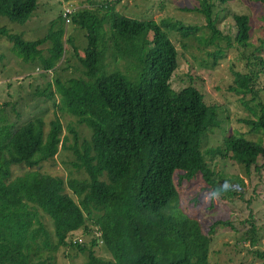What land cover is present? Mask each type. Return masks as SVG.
Returning a JSON list of instances; mask_svg holds the SVG:
<instances>
[{"label": "trees", "instance_id": "1", "mask_svg": "<svg viewBox=\"0 0 264 264\" xmlns=\"http://www.w3.org/2000/svg\"><path fill=\"white\" fill-rule=\"evenodd\" d=\"M116 2L82 7L72 15L71 22L85 31L87 44L81 55L71 37L63 39L62 24H52L35 41L0 25V37L24 64L46 72L57 69L56 92L63 109L91 132L88 140H81L68 124L62 138L59 117L47 129L42 115L19 124L0 115V264H56L60 250L64 256L70 250L87 254L85 264H209L210 235H203L196 220L178 207L174 175L189 180L199 172L214 189L200 142L219 120L215 106L205 103L197 88H171L178 52L166 31L175 29L187 38L197 27L130 17L115 9ZM198 2L195 10L204 16L212 43L219 36L213 4ZM38 6L39 0H0V16L23 24ZM234 19L237 42L246 45L250 17L234 14ZM60 21L64 23L63 17ZM66 44L82 70L79 76L62 79L63 64L69 61ZM45 45H49L46 51ZM108 59L134 66L136 76L107 69ZM52 86L47 80L36 95L56 105ZM230 89L244 95L254 92L250 73L237 72ZM251 124L264 128V107L260 120ZM222 146L224 156L231 154L246 167H258L259 158L264 160V147L239 135H227ZM60 147L72 152L73 168L86 174L73 178L72 193L79 202L65 191L62 177L38 169L54 160ZM13 166L26 169L13 176ZM41 211L52 219L53 231L46 227ZM218 223L214 221L208 233ZM79 229L92 236L89 243L73 241ZM99 242L109 259L96 257Z\"/></svg>", "mask_w": 264, "mask_h": 264}, {"label": "rangeland", "instance_id": "2", "mask_svg": "<svg viewBox=\"0 0 264 264\" xmlns=\"http://www.w3.org/2000/svg\"><path fill=\"white\" fill-rule=\"evenodd\" d=\"M104 1H117L115 9L130 17L154 19L157 22L168 20L170 23L197 27L195 35L187 38H182L178 30H166L178 52V67L170 79V86L179 90L192 85L202 94L205 103L215 106L219 124L203 133L200 142V151L204 163L212 170L210 179L215 187L212 189L199 172L189 180H178L176 173L174 180L179 196L178 207L196 220L203 235H210L209 264H264V160L259 158L258 167H246L231 158V154L224 156L222 146L227 135L236 134L264 147V128L251 124V121L260 120L264 107L263 0H230L226 3L207 0L213 4L212 16L219 32L212 43L208 42L209 30L205 27L204 16L195 10L199 8L198 0H39L38 8L25 23H12L0 16V25L21 33L27 41H35L48 33L52 24L56 27L62 24L63 39L71 37L81 55L87 44L85 31L71 21L66 23L64 20L62 23V8L67 3L79 9L100 5ZM234 14L250 17L251 30L246 45L237 42ZM146 35L150 37V34ZM48 46L45 45L43 49L46 51ZM65 50L69 61L63 64L66 69L61 71L60 77L81 75L82 68L72 48L66 44ZM214 55L217 57L212 65ZM107 62V69L118 68L129 78L137 74V69L134 66L125 67L124 61L113 63L108 59ZM237 72L250 73L254 92L244 95L230 89L235 85ZM56 76L57 69L46 72L33 64H24L10 52L6 39L0 37V115L18 124L42 115L47 129L51 120L59 117L62 138L67 135V125L71 124L77 129L81 140H88L90 129L77 123L76 118L63 109L61 97L56 92ZM47 80L53 83L56 105L51 99L36 95L38 89L46 86ZM73 161L72 152L60 147L54 160L43 163L38 169L62 177L65 191L73 195V178L86 177L84 171L73 168ZM25 169L13 166L12 174H21ZM73 197L79 202L78 195ZM41 217L46 227L53 231L50 216L41 211ZM216 220L221 223L214 226L212 233H208L209 226ZM89 224L96 228L93 223ZM74 233L75 237L81 238V243H89L92 237L85 235L81 229ZM97 236H100L99 232ZM99 245L94 248L96 257L109 259L110 255L101 242ZM66 254L68 256L63 255V250L56 253V264L87 262V254H77L71 250Z\"/></svg>", "mask_w": 264, "mask_h": 264}, {"label": "built area", "instance_id": "3", "mask_svg": "<svg viewBox=\"0 0 264 264\" xmlns=\"http://www.w3.org/2000/svg\"><path fill=\"white\" fill-rule=\"evenodd\" d=\"M76 10L77 9L74 6H72V4H70V3L65 4L63 6V8H62V16H63V19L65 20L66 23L71 21V17H72V15L74 14V12ZM73 241L80 243L81 242V238L75 237L73 239Z\"/></svg>", "mask_w": 264, "mask_h": 264}, {"label": "crops", "instance_id": "4", "mask_svg": "<svg viewBox=\"0 0 264 264\" xmlns=\"http://www.w3.org/2000/svg\"><path fill=\"white\" fill-rule=\"evenodd\" d=\"M68 4V3H67Z\"/></svg>", "mask_w": 264, "mask_h": 264}]
</instances>
